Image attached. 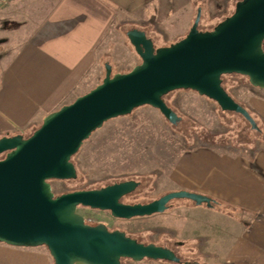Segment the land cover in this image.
<instances>
[{
    "label": "water",
    "instance_id": "1",
    "mask_svg": "<svg viewBox=\"0 0 264 264\" xmlns=\"http://www.w3.org/2000/svg\"><path fill=\"white\" fill-rule=\"evenodd\" d=\"M200 17L198 7L187 33L164 46L156 47L142 29H128L126 37L140 57L138 64L113 73L105 63L100 83L47 113L31 134L0 137L1 243L45 246L53 264H122L123 258L180 261L166 246L140 242L103 222L88 223L77 208L106 210L113 217L130 219L163 212L174 199L211 207L209 196L180 189L145 203H123L120 199L138 187L137 180L60 194L53 192L50 181L77 177L71 157L111 118L150 105L176 124L180 116L164 96L177 89L196 91L259 130L247 108L223 87L222 76H246L252 86L264 89V0H237L233 12L211 29L198 28Z\"/></svg>",
    "mask_w": 264,
    "mask_h": 264
},
{
    "label": "crops",
    "instance_id": "2",
    "mask_svg": "<svg viewBox=\"0 0 264 264\" xmlns=\"http://www.w3.org/2000/svg\"><path fill=\"white\" fill-rule=\"evenodd\" d=\"M161 1L171 2L55 0L19 40L3 26L15 20V0H0V45L6 50V62L0 60V137L23 134L47 113L83 94L90 84L96 48L112 23L125 17L134 21ZM248 106L264 119L263 98L249 95ZM180 189L207 195L220 205L177 199L165 211L146 216L145 222L132 223L131 230L161 229L202 264H264V145H199L183 150L168 171L167 191ZM0 264L53 261L47 250L34 249L6 253Z\"/></svg>",
    "mask_w": 264,
    "mask_h": 264
},
{
    "label": "rangeland",
    "instance_id": "3",
    "mask_svg": "<svg viewBox=\"0 0 264 264\" xmlns=\"http://www.w3.org/2000/svg\"><path fill=\"white\" fill-rule=\"evenodd\" d=\"M54 1L15 0L13 3V9L17 10L15 20L10 19L3 26L9 28L11 33H15V36L21 40V37L32 31L38 18L42 17ZM236 1L171 0L170 4L161 1L156 6L150 7L147 12L137 14L134 21L129 20L133 19L132 17H125L121 21L115 20L107 36L100 39L96 48L94 68L90 71V84L86 85L85 92L101 82L104 77L105 63L111 65L114 73L127 72L140 62V57L126 37L128 29L135 25L140 26L139 29L145 31L156 47L168 45L187 33L198 7L201 8L198 28L207 30L230 15ZM5 56L6 50L0 45L2 64V61L6 62ZM222 85L237 102L247 108L255 119L259 131L252 129L242 115L221 110L215 101L198 98L195 96L198 95L196 92L177 89L164 96L165 102L180 116L176 124L167 121L156 108L150 105L139 106L127 115L105 121L82 142L77 152L71 157L77 170V177L69 180H51L53 192L60 194L79 189L99 188L114 182L135 179L139 182L138 187L120 200L123 203H145L168 192V171L176 157L185 149L199 145L228 148H257L264 145V119L254 111L252 106H248L249 95L255 94L264 99V91L254 88L246 76L239 74L223 75ZM185 91H187L186 94H184ZM41 122L42 120H39L32 124L23 132V135L31 134ZM176 201L177 199L171 200L169 205ZM77 211L90 224L103 222L109 229L124 230L128 236L140 242L169 244L181 257L191 255L190 249L180 248L176 245V240L166 237L161 229L131 230L135 228L132 223H140L138 221L141 220L145 222L146 220L143 219L146 216L134 219L133 222L132 218L113 217L106 210L79 206ZM34 249L47 250L45 246L30 248L0 242V256L13 251L27 252ZM193 258L198 260L197 257ZM121 261L123 264L167 263L152 259L134 261L123 258ZM199 264L202 263L199 262Z\"/></svg>",
    "mask_w": 264,
    "mask_h": 264
},
{
    "label": "flooded vegetation",
    "instance_id": "4",
    "mask_svg": "<svg viewBox=\"0 0 264 264\" xmlns=\"http://www.w3.org/2000/svg\"><path fill=\"white\" fill-rule=\"evenodd\" d=\"M152 242V241H151ZM153 243H155V242H153ZM175 243H177L176 245H181V243H179V241H177L176 240V242ZM159 245V244H158ZM162 246H166V247H168V248H170V249H172L174 252H175V254L180 258V261L178 262V263H175V262H173L174 264H199L198 263V261L195 259V258H193V257H181L179 254H178V252H176L172 247H170L169 246V244H163ZM163 261H165V260H163ZM122 262V261H121ZM167 263H172V262H170V261H166ZM123 264V263H122Z\"/></svg>",
    "mask_w": 264,
    "mask_h": 264
},
{
    "label": "trees",
    "instance_id": "5",
    "mask_svg": "<svg viewBox=\"0 0 264 264\" xmlns=\"http://www.w3.org/2000/svg\"><path fill=\"white\" fill-rule=\"evenodd\" d=\"M258 131H259V130H258ZM211 199H212V198H211ZM213 204H215V205H217V204L220 205V204H219L216 200H214V199H213Z\"/></svg>",
    "mask_w": 264,
    "mask_h": 264
}]
</instances>
